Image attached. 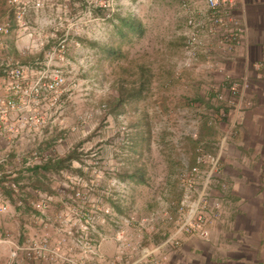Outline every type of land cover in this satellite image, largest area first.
Listing matches in <instances>:
<instances>
[{"label": "rangeland", "instance_id": "rangeland-1", "mask_svg": "<svg viewBox=\"0 0 264 264\" xmlns=\"http://www.w3.org/2000/svg\"><path fill=\"white\" fill-rule=\"evenodd\" d=\"M182 1L192 7L193 0ZM17 2L25 9L18 23L16 9L5 2L11 15L3 22L9 27L4 40L14 53L9 58L41 60L56 53L50 69L61 70L64 82L38 100L35 117L44 125L39 130L51 159L71 156L57 171H39L38 178L0 175L4 199H50L42 215L29 209V229L19 240L45 243L47 251L22 262L57 264L61 256L90 263L85 249L99 240L114 243L123 264V258L131 260L137 250L166 238L171 229L166 217L177 216L184 196L201 200L209 231L231 235L222 233L221 244L264 245V155L262 163H250L243 172L236 166H242L236 157L250 162L256 152L264 153V63L257 71L248 69L244 108L231 127L233 111L217 96L223 77L238 81L244 63L228 60L234 48L225 50L226 62L215 49L197 53L185 66L188 29L178 0H45L38 11L26 0ZM125 17L139 25L130 30L119 22ZM29 31L34 43L43 45L24 56ZM118 88L124 89L120 102ZM198 154L218 155V169L203 190L199 179L188 189V171ZM11 183H17L15 191ZM4 249L3 264H9Z\"/></svg>", "mask_w": 264, "mask_h": 264}, {"label": "built area", "instance_id": "built-area-1", "mask_svg": "<svg viewBox=\"0 0 264 264\" xmlns=\"http://www.w3.org/2000/svg\"><path fill=\"white\" fill-rule=\"evenodd\" d=\"M45 0H26L30 9L38 11L42 8ZM181 8L184 13V25L188 29L184 41V65L189 66L196 61L197 53L209 55L214 49H225L227 52L235 47H241L243 58L246 59V27L242 19L235 17L236 0H193L192 7H187L182 0ZM7 4L16 9V22L22 18L25 13L23 7H18L17 0H7ZM237 13V12H236ZM229 25V26H226ZM24 30V29H23ZM9 33L8 25L0 24V42L3 45L4 37ZM32 32H26L25 37L31 43L22 50L21 55L27 53L28 49H34L42 46L43 42L34 43ZM212 40L211 46L203 42V38ZM63 48L62 44L58 45ZM214 47V49H212ZM212 49V50H211ZM264 53V48H263ZM56 53L44 55L41 60L31 56L25 61H19L12 58L0 59V175L1 174H27L31 168L40 166V164L51 159V153L45 149V130L44 125H38L40 122L35 117L38 100L45 97L52 91H56L64 82L63 72L59 69L51 70L52 56ZM25 56V55H24ZM243 62L244 69L239 75L238 81H231L227 76L223 77L224 89L222 95L217 98L224 102L233 111L231 118V127L234 124L237 113L244 108V95L248 87V69L257 71L264 63ZM240 114V113H239ZM46 132V131H45ZM49 134V132H46ZM219 162L218 155L198 154L195 157V164L188 171V179L192 182L187 183V188H194L193 180L199 179L198 188L204 189L212 176L217 171ZM17 183H11L12 191ZM77 195V193H76ZM38 201L26 200L27 207L36 210L40 215L43 214L49 206V197L39 196ZM23 199V198H21ZM4 198L0 196V214L6 211L3 203ZM198 198L191 201L188 196H184L178 204L177 216L175 218L166 217L171 224L166 238L153 248H141L136 252V258L131 264H171L168 254L175 253L180 248L179 241L181 236H196L201 240H207L209 237L208 223L209 219L204 214V205ZM22 202L16 201L15 207H21ZM214 208L218 211V205ZM30 213V212H29ZM33 216V215H29ZM214 219L218 214L215 213ZM4 244L7 248V258L9 264H18L19 259L27 261L43 257L42 252L47 251L45 243L40 247L34 244L20 245L7 233H0V245ZM99 245L95 241L87 246L85 252L90 254L91 262H76L69 258L60 256V262L57 264H105L106 260L98 252ZM127 248H129L127 246ZM55 249L53 252H56ZM135 250V248H129ZM51 253V251H49Z\"/></svg>", "mask_w": 264, "mask_h": 264}, {"label": "crops", "instance_id": "crops-1", "mask_svg": "<svg viewBox=\"0 0 264 264\" xmlns=\"http://www.w3.org/2000/svg\"><path fill=\"white\" fill-rule=\"evenodd\" d=\"M6 1L7 0H0V24H3L8 15H11L10 12H8V9L5 7ZM236 3L238 16L240 19H242L246 27V59L243 58L244 50L242 51L241 47L237 46L235 47V52L231 56H229L228 60L232 61V58L234 57V60L239 61V63H243L245 62V60H247L248 63L262 62L261 60L264 56V0H236ZM6 22L9 23V21ZM202 38L205 44L209 46L213 45L211 43V39L205 37ZM212 49H214V47ZM12 54L14 53L9 41L5 39L3 41V45L0 42V59L11 57ZM210 54L211 53H209V55ZM227 57L228 53H226L225 49H218L217 58L220 61L222 59L225 62L228 61ZM225 68L226 67L222 66V69ZM230 72V76H235L232 75L233 73L231 69ZM241 72H239V74ZM258 108H261L260 105L256 107V109ZM253 109H255V106ZM244 120L246 122L247 119L245 118ZM257 123L259 124L260 122L257 121ZM240 134H244L242 129H240ZM239 141L242 142L240 145L243 146L244 140L242 141V137ZM249 143L253 144V142L251 141H249ZM228 154H233V152H228ZM263 155L264 153L262 154V152L260 151L256 152L255 155L250 157V162L246 158H239L235 156L242 162V166H236L241 169V172H243L244 170L249 169L250 163H253L254 165H257V163L259 162L262 163L261 160L263 158ZM223 158L224 155L222 156V159ZM251 160H256V162L254 163ZM224 168L228 170L229 167ZM17 201L22 202L20 208L15 207L16 201H9L8 199H4L3 203L6 206V211L0 214V233L9 234L13 239L17 240V243L19 244V240L22 239V235L24 233L27 234L26 232H28L30 213L25 199ZM222 233L225 238L229 239V237H231L229 233L213 230L209 231L208 239L203 241L194 236L183 235L180 238V248L177 250V252L168 254V259L170 260L171 264H264V245H246L244 247H240L237 245H233L232 242L231 244H227L226 242L225 244H221L218 241L221 240L219 238L222 236ZM248 234L252 236V233ZM244 237H246V235H244ZM244 237L242 236V238ZM257 237L259 238V235H257ZM97 243L99 245L98 252L103 257V259L107 261V264H122L117 261L118 255L114 243L110 241L100 242L99 240L97 241ZM4 248H6L4 247V244L0 245V264H3V260H5V257H3L5 256ZM2 249H4V251ZM135 258H131V261L130 258L125 257L123 258V264H131L132 262H134ZM129 260L131 261V263L126 262ZM18 264H34V262H22L21 259H19ZM141 264H147V262H142Z\"/></svg>", "mask_w": 264, "mask_h": 264}, {"label": "trees", "instance_id": "trees-1", "mask_svg": "<svg viewBox=\"0 0 264 264\" xmlns=\"http://www.w3.org/2000/svg\"><path fill=\"white\" fill-rule=\"evenodd\" d=\"M119 19V22L123 25V26H126L128 27L130 30H133L134 28H136L139 23L137 22H133L131 21L130 19H128L127 17L125 18H118ZM105 52L106 53H110V55H114L115 53L112 52V49L106 47L105 49ZM117 92L119 94V97L117 98L116 102H120L124 99V96H123V93L124 92V89L122 88H118L117 89ZM71 158V156L69 155H66L62 158H57V159H48L46 162L40 164V166H35L33 168H31V174L34 175V177L38 178L40 176H38L39 174V171H46V170H51V171H57L61 166L62 164L65 162V161H68L69 159ZM33 186H35L33 184Z\"/></svg>", "mask_w": 264, "mask_h": 264}]
</instances>
